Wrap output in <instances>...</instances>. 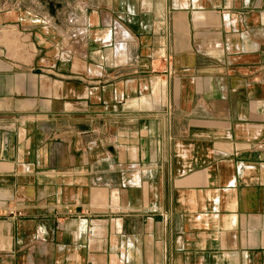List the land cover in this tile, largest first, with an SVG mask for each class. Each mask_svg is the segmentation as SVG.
<instances>
[{
  "label": "crops",
  "instance_id": "1",
  "mask_svg": "<svg viewBox=\"0 0 264 264\" xmlns=\"http://www.w3.org/2000/svg\"><path fill=\"white\" fill-rule=\"evenodd\" d=\"M1 214L0 264H264V0H0Z\"/></svg>",
  "mask_w": 264,
  "mask_h": 264
},
{
  "label": "built area",
  "instance_id": "2",
  "mask_svg": "<svg viewBox=\"0 0 264 264\" xmlns=\"http://www.w3.org/2000/svg\"><path fill=\"white\" fill-rule=\"evenodd\" d=\"M0 216H4V215L1 214ZM6 216H9V217H18V216H20V212L17 211V210L16 211H9Z\"/></svg>",
  "mask_w": 264,
  "mask_h": 264
},
{
  "label": "rangeland",
  "instance_id": "3",
  "mask_svg": "<svg viewBox=\"0 0 264 264\" xmlns=\"http://www.w3.org/2000/svg\"><path fill=\"white\" fill-rule=\"evenodd\" d=\"M18 3H19V6H20L21 2H18ZM14 5H15V2H14L13 4H10V3H9V6H11V7H9V8H13ZM16 5H17V4H16ZM16 5H15V6H16Z\"/></svg>",
  "mask_w": 264,
  "mask_h": 264
}]
</instances>
